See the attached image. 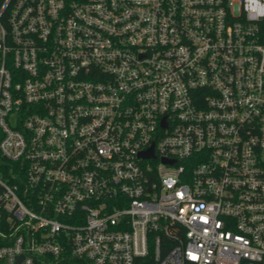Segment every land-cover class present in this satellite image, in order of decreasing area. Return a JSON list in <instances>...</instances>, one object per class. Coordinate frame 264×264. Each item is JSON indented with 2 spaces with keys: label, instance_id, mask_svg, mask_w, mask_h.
<instances>
[{
  "label": "built area",
  "instance_id": "built-area-1",
  "mask_svg": "<svg viewBox=\"0 0 264 264\" xmlns=\"http://www.w3.org/2000/svg\"><path fill=\"white\" fill-rule=\"evenodd\" d=\"M0 264H264V0H0Z\"/></svg>",
  "mask_w": 264,
  "mask_h": 264
},
{
  "label": "trees",
  "instance_id": "trees-1",
  "mask_svg": "<svg viewBox=\"0 0 264 264\" xmlns=\"http://www.w3.org/2000/svg\"><path fill=\"white\" fill-rule=\"evenodd\" d=\"M0 162L3 163V159L1 158V156H0Z\"/></svg>",
  "mask_w": 264,
  "mask_h": 264
}]
</instances>
